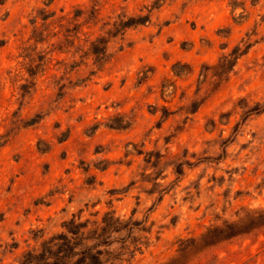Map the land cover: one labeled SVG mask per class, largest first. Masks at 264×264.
<instances>
[{
  "label": "rangeland",
  "instance_id": "obj_1",
  "mask_svg": "<svg viewBox=\"0 0 264 264\" xmlns=\"http://www.w3.org/2000/svg\"><path fill=\"white\" fill-rule=\"evenodd\" d=\"M106 215L122 264H264V0H0V264Z\"/></svg>",
  "mask_w": 264,
  "mask_h": 264
},
{
  "label": "trees",
  "instance_id": "obj_2",
  "mask_svg": "<svg viewBox=\"0 0 264 264\" xmlns=\"http://www.w3.org/2000/svg\"><path fill=\"white\" fill-rule=\"evenodd\" d=\"M92 53L101 60L100 55L103 56L105 52L93 45ZM260 108L262 107L258 106L251 111L258 113ZM141 224L142 222L131 223L130 237L135 236L136 232H146ZM119 225V218L114 219L112 215H106L94 228H89L87 223L70 220L64 224V232L51 236L38 250L27 252L18 264H108L109 261H112L110 264H122L127 260L117 257L125 254L132 259L147 245L137 244L135 237L129 243L123 239L118 242L115 235L126 229ZM118 243H121L120 249L124 254L113 250V245Z\"/></svg>",
  "mask_w": 264,
  "mask_h": 264
}]
</instances>
